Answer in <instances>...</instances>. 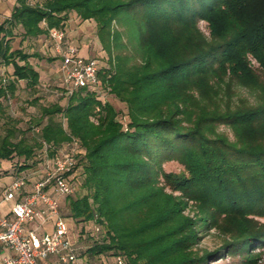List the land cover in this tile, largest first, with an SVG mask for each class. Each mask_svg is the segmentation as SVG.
<instances>
[{
    "label": "trees",
    "instance_id": "16d2710c",
    "mask_svg": "<svg viewBox=\"0 0 264 264\" xmlns=\"http://www.w3.org/2000/svg\"><path fill=\"white\" fill-rule=\"evenodd\" d=\"M73 12L96 23L110 64L99 66L98 87L75 89L65 106H41L48 121L40 141L15 142L10 130L0 163L14 156L24 163L0 171H28L45 151L54 157L77 139L72 171H81L84 193L66 196L61 212L81 224L80 233L92 223L105 234L86 252L123 264H205L219 251L255 261L254 246L264 247L256 219L264 218V0H17L0 23V64L14 76L0 96H13L16 81L33 91L40 83L30 59L41 54L13 49L16 28L22 39L50 38ZM234 83L256 102L234 104ZM99 87L126 112L104 101ZM221 124L233 139L218 131ZM169 161L183 169L167 172ZM212 229L225 236L222 247L198 253L201 234Z\"/></svg>",
    "mask_w": 264,
    "mask_h": 264
},
{
    "label": "rangeland",
    "instance_id": "374dc122",
    "mask_svg": "<svg viewBox=\"0 0 264 264\" xmlns=\"http://www.w3.org/2000/svg\"><path fill=\"white\" fill-rule=\"evenodd\" d=\"M17 5V0H0V23L9 16L12 9ZM70 24L67 26L68 38L70 41L75 42V46L79 48V54L84 57H90L92 59L98 60L99 64L102 66H109V55L106 50L103 49L102 43L99 38L96 23L93 20L82 21L81 18L75 13L70 15ZM69 19V20H70ZM116 29L122 30L123 27L114 24ZM201 29L208 35V28L205 22L200 23ZM21 28H16V36L12 39L13 49L23 48L27 52H38L41 57L31 58V63L40 72V83L37 86V90L33 91L30 87L26 85V81H16L17 91L11 96L7 94L6 96H0V145L3 138L9 133L10 130H15V136L13 140L19 141L25 138L28 142L34 143L41 140L39 135V129L41 126L45 125L48 118L45 116L41 118V106H49L58 103L62 106L67 104L68 95L63 91V79L61 73V53L57 51L55 43L48 36H41L37 39L29 38L22 39ZM123 40H126L125 36ZM115 55V50H112V56ZM255 66L258 63L252 60ZM11 80H14L13 68L8 65L0 64V87L9 84ZM234 104L238 102L239 99H244L248 103H255L256 96L252 94L245 87H242L238 83H234ZM100 90V97L104 101L110 102L117 109L121 110L122 113L126 112V107L117 98L111 95L107 90ZM38 97V102L35 104L33 101ZM58 119H61L66 126V120L61 116L57 115ZM41 121V125H36L35 122ZM127 121V117L123 119ZM16 127V128H11ZM218 131L227 134L231 139L234 138L231 128L221 124L218 127ZM63 150L69 151L71 148L67 144L63 145ZM62 151V152H64ZM42 155L40 154L38 158ZM45 157V155H43ZM24 161L23 157L14 156L10 161H5L0 163V167L3 169L20 168V165ZM39 163V162H38ZM32 163L31 167L23 169H32L36 171V174L31 175L30 179L36 181L43 173L42 164L38 165ZM17 165V167H16ZM44 166V165H43ZM164 168L167 172H180L183 168L177 161H169L164 164ZM22 169V170H23ZM24 171V170H23ZM28 171V174H29ZM27 173V172H26ZM6 178V181H9ZM81 171L77 170L75 178L73 180L76 185V192L71 195V197L76 198L84 193L81 188ZM60 205L62 207L64 215L67 214V208L65 207L68 199L66 196L58 197ZM188 213H193V210L187 211ZM256 219L264 224V218L256 217ZM72 223L74 232L78 237V251L77 257L79 264H119L114 256L108 254H102L98 256H93L89 252H86L88 248L93 245L95 241L103 240L104 233L101 230L96 229L95 224H86L84 233H80L81 224L74 222L69 218ZM81 235V238L79 237ZM225 240V236L216 229H212L201 234L198 245L195 247L198 253L202 254L205 251L213 252L222 247ZM254 250L251 251L255 261L247 263L246 257L248 255L241 253H214L209 256L205 264H264V247L258 248L254 246ZM82 253V254H81ZM81 254V255H80ZM84 258V259H83ZM84 262V263H83ZM51 264V262L49 263Z\"/></svg>",
    "mask_w": 264,
    "mask_h": 264
},
{
    "label": "built area",
    "instance_id": "2783aa9c",
    "mask_svg": "<svg viewBox=\"0 0 264 264\" xmlns=\"http://www.w3.org/2000/svg\"><path fill=\"white\" fill-rule=\"evenodd\" d=\"M49 34L61 53L65 94L98 87V60L80 55L77 46L67 43L65 30L54 28ZM67 145L69 151L61 148L54 157L45 151L43 173L36 181L30 177L39 169L12 175L0 171V264H49L53 258L68 264L77 259L79 239L58 199L76 192L72 170L80 145L77 139ZM118 263L123 264V259L118 258Z\"/></svg>",
    "mask_w": 264,
    "mask_h": 264
},
{
    "label": "crops",
    "instance_id": "0c3cea01",
    "mask_svg": "<svg viewBox=\"0 0 264 264\" xmlns=\"http://www.w3.org/2000/svg\"><path fill=\"white\" fill-rule=\"evenodd\" d=\"M70 21H71V19L69 20V22H68V24H70ZM68 26V25H67ZM68 29H67V27H66V29H65V32H66V39H67V43L68 44H70V45H75V42H73V41H70L69 40V38H68V31H67ZM52 42H54L55 43V46L57 47V44H56V42L55 41H53L52 40ZM34 58V57H33ZM78 257H77V259L75 260V261H73V262H70V263H68V264H79V263H81V262H79L78 261ZM84 259V258H83ZM51 264H59V262H58V260L56 259V258H53V259H51ZM84 263V262H83Z\"/></svg>",
    "mask_w": 264,
    "mask_h": 264
}]
</instances>
